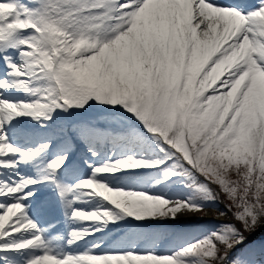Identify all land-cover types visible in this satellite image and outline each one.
I'll return each mask as SVG.
<instances>
[{
  "label": "snow or ice",
  "instance_id": "snow-or-ice-1",
  "mask_svg": "<svg viewBox=\"0 0 264 264\" xmlns=\"http://www.w3.org/2000/svg\"><path fill=\"white\" fill-rule=\"evenodd\" d=\"M0 64V264H264V0H0Z\"/></svg>",
  "mask_w": 264,
  "mask_h": 264
},
{
  "label": "rangeland",
  "instance_id": "rangeland-1",
  "mask_svg": "<svg viewBox=\"0 0 264 264\" xmlns=\"http://www.w3.org/2000/svg\"><path fill=\"white\" fill-rule=\"evenodd\" d=\"M226 203L227 201H225L224 203L220 204V209L227 211L226 209ZM204 220L205 222H201L200 224H196V225H192V226H197V227H193V229H189V230H185L188 227L187 226H183L182 228H180L178 230L179 231H191L193 234H195L196 232H198L200 229H205V228H211L215 225L218 224H222V223H233L235 222L232 219L231 213L229 212L226 216H219V214L217 212H210L206 215H202V216H190V217H182L181 220L183 221H190V220ZM176 232V233H178ZM164 234V233H163ZM172 234V233H171ZM261 235H264V233H262ZM260 238V237H259ZM256 238V239H259ZM174 246V241L170 239L169 236H161V238L159 240H157V242H155L154 247L160 251V252H167L170 248H172Z\"/></svg>",
  "mask_w": 264,
  "mask_h": 264
},
{
  "label": "bare ground",
  "instance_id": "bare-ground-1",
  "mask_svg": "<svg viewBox=\"0 0 264 264\" xmlns=\"http://www.w3.org/2000/svg\"><path fill=\"white\" fill-rule=\"evenodd\" d=\"M182 217H183V216H181V217L179 218V220L182 219ZM45 219H48V217H45Z\"/></svg>",
  "mask_w": 264,
  "mask_h": 264
}]
</instances>
